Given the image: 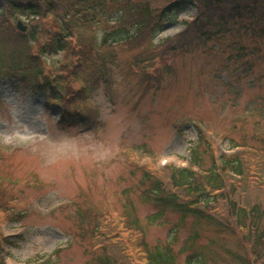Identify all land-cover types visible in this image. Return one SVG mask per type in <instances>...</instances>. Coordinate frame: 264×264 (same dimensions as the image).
Returning <instances> with one entry per match:
<instances>
[{
  "label": "rangeland",
  "instance_id": "1",
  "mask_svg": "<svg viewBox=\"0 0 264 264\" xmlns=\"http://www.w3.org/2000/svg\"><path fill=\"white\" fill-rule=\"evenodd\" d=\"M196 16L197 9L185 3L153 43L131 50L124 43L112 47L117 57L112 94L84 73L85 83L69 78L59 85L67 97L82 88L88 98L67 102L57 91L59 105L48 99L50 89L34 87L32 75L1 78L0 234L14 236L11 245L2 246L3 264H96L102 252L91 244L95 213L105 218L104 231L115 242L131 238L127 224L137 219L151 249L169 248L176 264L190 256L195 264H241L234 258L243 254L235 233L192 218L178 225L179 216L171 212L155 218L157 209L143 194L144 171L161 172V160L187 167L192 148L199 147L198 130L206 141L200 151L210 153H204L202 172L214 166L219 172V165L237 155L244 160L255 155L256 161L248 160L251 174L263 162L264 18L250 29L238 24L230 36L192 45L169 60L170 69L160 59L153 65L159 84L146 89L148 83L141 81L136 61L146 51L159 52L165 38ZM18 20L26 32L39 33L52 24L50 18L25 17L13 24ZM109 25L79 29L76 37L100 46L102 35L112 31ZM34 38L29 44L37 51L46 40ZM65 60L63 52L47 54L41 72L52 79L62 74L58 68ZM62 108L86 114L91 124H59ZM80 214L91 219L82 222ZM194 233L198 237L189 243ZM139 253L132 251L142 259Z\"/></svg>",
  "mask_w": 264,
  "mask_h": 264
},
{
  "label": "trees",
  "instance_id": "2",
  "mask_svg": "<svg viewBox=\"0 0 264 264\" xmlns=\"http://www.w3.org/2000/svg\"><path fill=\"white\" fill-rule=\"evenodd\" d=\"M185 3L197 9V16L183 22L180 33L165 38L159 52L146 51L147 54L136 61L135 66L141 70V81L148 83L146 89L162 80L157 73L158 68L153 69L160 59V64L170 69L169 60L192 45L230 36L238 24L250 29L262 23L264 18V0H0V80L4 77L23 79L32 75L34 87L42 91L50 89L48 99L59 105L62 101L56 97L57 91L67 102L88 98V93L82 88L67 97V91L63 92L59 85L69 78L85 83L84 73L86 80L95 86L102 85L112 94L115 90L111 66L117 60L112 47L124 43L131 50L146 42L153 43L155 33L161 31L168 17L176 14ZM17 17L50 18L52 24L39 33L35 30L21 32L13 24ZM102 22L109 23L112 31L102 35L101 47L88 38L81 40L76 37L79 29L91 28ZM35 35L46 40L37 51H33L29 44L30 37L31 42L37 38ZM158 46L151 47V51ZM58 52H63L66 58L58 68L62 74L49 79L41 72V57ZM62 110L58 121L63 126L89 127L91 124L84 113ZM198 141L199 147L193 149L190 167L168 166L161 172L144 171L143 194L157 209L154 217L159 219L166 212H171L179 216L178 225L192 218L204 220L220 231H231L238 236L243 249V254L234 258L241 264H264V158L256 166L254 174L249 173L248 160L257 159L254 154H249L246 160L238 155L227 159L219 172L212 167L201 175L191 169L194 164H203L204 153H207L206 149L200 151L205 140L199 136ZM232 173L238 174L240 179L235 180L230 176ZM97 214L92 217L91 244L94 248L99 247L102 255L96 264H138L140 258H135L133 250L140 251V260H146L147 264H176L177 257L169 248L151 249L144 240L137 219L127 224L131 238L115 242L104 231L107 226L105 218L100 219ZM80 215L82 222L91 219V216ZM197 237L198 234L194 233L188 238L189 243ZM192 259L190 256L186 264H195Z\"/></svg>",
  "mask_w": 264,
  "mask_h": 264
},
{
  "label": "water",
  "instance_id": "3",
  "mask_svg": "<svg viewBox=\"0 0 264 264\" xmlns=\"http://www.w3.org/2000/svg\"><path fill=\"white\" fill-rule=\"evenodd\" d=\"M17 27H18L20 30H22V31H24V30H25V28H24L23 26H21V24H20V23H18V24H17Z\"/></svg>",
  "mask_w": 264,
  "mask_h": 264
}]
</instances>
